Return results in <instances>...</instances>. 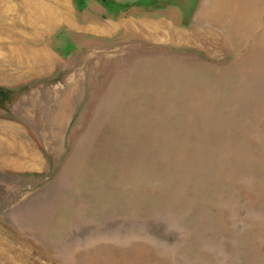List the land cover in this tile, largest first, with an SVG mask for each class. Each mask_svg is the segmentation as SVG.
Returning <instances> with one entry per match:
<instances>
[{
    "label": "rangeland",
    "instance_id": "rangeland-1",
    "mask_svg": "<svg viewBox=\"0 0 264 264\" xmlns=\"http://www.w3.org/2000/svg\"><path fill=\"white\" fill-rule=\"evenodd\" d=\"M67 5L0 53V264H264V0Z\"/></svg>",
    "mask_w": 264,
    "mask_h": 264
},
{
    "label": "bare ground",
    "instance_id": "bare-ground-1",
    "mask_svg": "<svg viewBox=\"0 0 264 264\" xmlns=\"http://www.w3.org/2000/svg\"><path fill=\"white\" fill-rule=\"evenodd\" d=\"M61 6L65 9H61ZM11 10L10 0H0V33L13 32L15 34L11 45L6 42L2 45L0 43L2 47L0 49L1 61L7 62L9 65L14 63L19 67H28L32 71H39L44 69V66H49L46 53L37 44L47 29L58 22L63 21L74 25L72 11L67 5V0H20L17 5V13L13 17H9L12 14ZM19 13L22 16H19ZM9 19H12V22H9ZM17 26L30 28L32 35L28 37L23 33L17 34L14 31ZM96 27L105 32L115 29L116 24L97 23Z\"/></svg>",
    "mask_w": 264,
    "mask_h": 264
},
{
    "label": "crops",
    "instance_id": "crops-1",
    "mask_svg": "<svg viewBox=\"0 0 264 264\" xmlns=\"http://www.w3.org/2000/svg\"><path fill=\"white\" fill-rule=\"evenodd\" d=\"M200 4V3H199ZM207 4V3H206Z\"/></svg>",
    "mask_w": 264,
    "mask_h": 264
}]
</instances>
